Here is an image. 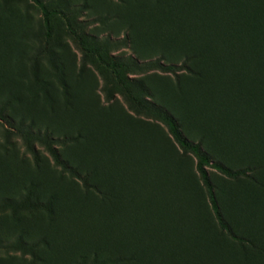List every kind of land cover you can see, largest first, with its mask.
Instances as JSON below:
<instances>
[{"label": "rangeland", "instance_id": "1", "mask_svg": "<svg viewBox=\"0 0 264 264\" xmlns=\"http://www.w3.org/2000/svg\"><path fill=\"white\" fill-rule=\"evenodd\" d=\"M37 1L42 8L0 0V201L29 194L44 208L0 211V245H35L31 255L0 249V264L242 263L217 225L195 156L181 153L161 123L129 109L117 78L71 31L87 49L102 47L104 61L186 63L190 72L176 77H119L140 82L212 158L233 113L242 132L226 148L242 159L264 150V70H253L264 63V0ZM225 17L236 20L231 37L213 46L198 20ZM125 38L127 47L115 46ZM19 125L59 140L62 159L88 186L56 168L40 145L30 152ZM209 173L241 228L264 218V188Z\"/></svg>", "mask_w": 264, "mask_h": 264}, {"label": "trees", "instance_id": "2", "mask_svg": "<svg viewBox=\"0 0 264 264\" xmlns=\"http://www.w3.org/2000/svg\"><path fill=\"white\" fill-rule=\"evenodd\" d=\"M32 1L37 6L42 8V5L37 0ZM198 23L202 30H204L205 35L210 39L211 42H213V44H215L213 46H221L225 38L231 37L230 32L232 31V27L235 25L236 20L230 17L218 18L216 20L201 18L198 20ZM251 33L252 31L250 32L245 30L243 35L245 37H249ZM71 34L75 37L78 45L83 51L94 54L98 58L99 63L107 68L117 78V83L120 87V93L126 101L129 109L133 113L161 123L166 128L167 133L172 141L179 147L181 153H190L195 156L197 159L196 171L203 187L207 192L210 208L214 214L217 225L221 231L226 233L237 243L239 249L243 252L241 256H237L239 261L242 262L240 264H264V236L261 234V222L264 218L257 220L256 224L253 225L251 229L241 228L237 223V215L234 216L233 212L229 209H222L223 205L221 204L224 201L226 195L221 191V187L213 183L209 173L210 171H214L228 179H238L239 177L243 178L245 183H247V190L258 187L262 189L264 188V150H262L263 152L258 151L255 154L244 156L241 159L238 158L237 153L234 155L236 151H230L228 148H226L227 138L231 137L236 142V139L242 132L240 130L241 124L238 123L236 118H234L233 113H230L231 124L229 123L228 125V127H230V132H226L223 145L222 139H220L219 148L215 151L216 155H213L214 157L212 158L208 155L209 153L202 148L200 143H194L186 137L176 122V119L171 114L149 100L148 91L140 84V82L136 80H124L119 77V72L121 71H127L133 75H141L144 73L157 71L162 74L176 77L182 72H190L186 63L180 65L165 64L164 60L160 58L147 62H140L132 57L116 58L113 60L104 61L101 60L98 55V50L100 51L102 47L98 50L87 49L84 47L81 38L78 37L74 31H71ZM243 35H241L242 39L244 38ZM115 46L119 48L127 47V38L122 39L116 43ZM249 56L253 57L251 52L249 53ZM253 65L255 64L253 63ZM253 70L257 72L264 70V63L262 69L258 64ZM131 88H134L139 93H133ZM223 99L230 100L231 97H226ZM223 99L221 102H223ZM237 103H240V101H237ZM223 106L225 108H222L223 110H229L226 104ZM222 114L223 112H221L220 115L222 116ZM250 116H252V121H255L258 118V115L252 112L250 113ZM13 129L22 139L27 142L30 152L33 151V143L40 145L49 155L52 164L56 168H58L62 173L82 181L84 186H88L86 185L84 179L78 174V172L62 159L57 148L59 140L49 139L46 134L33 132L29 127L21 125L14 126ZM231 161L234 162L236 167L231 166ZM117 173L119 175L121 171ZM41 209H44L43 205L32 201L29 194H26L18 201H12L8 199L0 201V211H8L11 214H16L19 212H34ZM164 214L166 215L165 212ZM34 248L35 245H28L21 241L7 245H0V249H6L8 251H20L27 255H31ZM246 249L250 250L255 255V259H249L245 256L244 251Z\"/></svg>", "mask_w": 264, "mask_h": 264}]
</instances>
